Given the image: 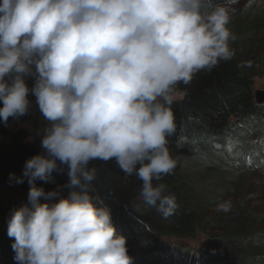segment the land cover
<instances>
[{
  "label": "clouds",
  "instance_id": "clouds-1",
  "mask_svg": "<svg viewBox=\"0 0 264 264\" xmlns=\"http://www.w3.org/2000/svg\"><path fill=\"white\" fill-rule=\"evenodd\" d=\"M229 23L214 0H0V121L26 116L31 95L48 122L43 153L15 178L29 184L8 220L17 264H132L110 209L90 194L89 164L114 160L142 182L146 204L174 213L175 197L153 183L178 163L171 93L231 59ZM65 169L68 196L41 203L55 193L36 181Z\"/></svg>",
  "mask_w": 264,
  "mask_h": 264
},
{
  "label": "trees",
  "instance_id": "trees-1",
  "mask_svg": "<svg viewBox=\"0 0 264 264\" xmlns=\"http://www.w3.org/2000/svg\"><path fill=\"white\" fill-rule=\"evenodd\" d=\"M228 27L235 36L229 42L231 59L174 88L182 97L171 105L177 129L168 148L178 163L174 174L153 182L165 184L166 194L175 197L172 215L165 218L146 204L140 196L142 182L114 160L89 164L97 170L90 194L98 198L94 203L102 201L110 209L132 264H264V189L257 185L263 196L250 197L244 186L252 176L264 180V102L257 103L253 92L257 67L264 68V0L236 8ZM27 83L31 87L33 80ZM29 99L28 114L17 118L26 130L5 129L0 121V264H17L8 220L28 203L29 184L15 178L27 159L43 153L40 139L48 126L35 98ZM67 183L66 169L53 172L48 182L36 181L45 193H55L40 202L66 198ZM227 200L231 206L226 212L214 210ZM198 230L207 238L196 253L164 239L191 237Z\"/></svg>",
  "mask_w": 264,
  "mask_h": 264
},
{
  "label": "rangeland",
  "instance_id": "rangeland-1",
  "mask_svg": "<svg viewBox=\"0 0 264 264\" xmlns=\"http://www.w3.org/2000/svg\"><path fill=\"white\" fill-rule=\"evenodd\" d=\"M236 2L238 1H235V0L225 1L224 0L222 2H216V3L226 6L228 8L229 15L231 16L234 13L236 8H242V6H246V4L249 5L250 0H239V3H236ZM257 71L258 73L253 76L254 95L257 92L264 93V75L262 74L264 71V68L257 67ZM171 94L173 95L174 99H180L182 97V93L178 90H173ZM263 102H264V98H263ZM2 127L8 130H18V129L26 130L27 129L26 126L22 125L18 119H13L12 121L7 122L6 125L3 124ZM257 185H260L263 191L264 180H261V177L252 176L248 178L247 181L245 182L244 186H248L247 193L250 194V197H252V195H254V197L263 196L262 194L258 193V191H256L255 187ZM223 204L228 205V208L231 206L230 200H227ZM256 204H259V203L257 202ZM220 205L215 206L214 210H216L217 212L218 211L226 212L220 207ZM206 238H207V234L199 230L196 231L195 234L191 237H164V239L169 241L171 244L177 247L179 246V247L188 249L193 253H196L200 250ZM184 264H188V262H185Z\"/></svg>",
  "mask_w": 264,
  "mask_h": 264
},
{
  "label": "water",
  "instance_id": "water-1",
  "mask_svg": "<svg viewBox=\"0 0 264 264\" xmlns=\"http://www.w3.org/2000/svg\"><path fill=\"white\" fill-rule=\"evenodd\" d=\"M263 98H264V93L263 92H257L255 94V101L257 103H262L263 102Z\"/></svg>",
  "mask_w": 264,
  "mask_h": 264
}]
</instances>
